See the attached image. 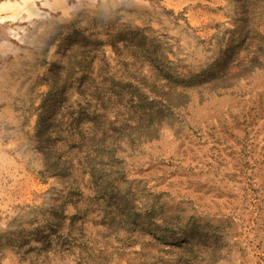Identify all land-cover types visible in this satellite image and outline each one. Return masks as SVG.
<instances>
[{"label": "rangeland", "instance_id": "1", "mask_svg": "<svg viewBox=\"0 0 264 264\" xmlns=\"http://www.w3.org/2000/svg\"><path fill=\"white\" fill-rule=\"evenodd\" d=\"M0 264H264V0H0Z\"/></svg>", "mask_w": 264, "mask_h": 264}]
</instances>
